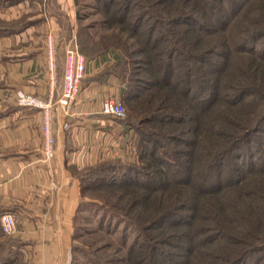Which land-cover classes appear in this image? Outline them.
I'll return each instance as SVG.
<instances>
[{"label": "trees", "instance_id": "16d2710c", "mask_svg": "<svg viewBox=\"0 0 264 264\" xmlns=\"http://www.w3.org/2000/svg\"><path fill=\"white\" fill-rule=\"evenodd\" d=\"M94 1L74 0L78 50L117 52L145 162H99L113 201L88 234L113 239L73 232L70 264H264V0Z\"/></svg>", "mask_w": 264, "mask_h": 264}, {"label": "crops", "instance_id": "0c3cea01", "mask_svg": "<svg viewBox=\"0 0 264 264\" xmlns=\"http://www.w3.org/2000/svg\"><path fill=\"white\" fill-rule=\"evenodd\" d=\"M74 0H0V214L16 219L0 230V264H70L74 217L81 199L77 172L111 157L122 134L120 120L101 112L123 81L111 70L115 51L85 56V71L69 115L57 110L56 152L40 151L42 115L17 105L15 91L57 99L65 49L77 45ZM56 41L49 58L47 37ZM65 124L68 126L65 127Z\"/></svg>", "mask_w": 264, "mask_h": 264}, {"label": "rangeland", "instance_id": "374dc122", "mask_svg": "<svg viewBox=\"0 0 264 264\" xmlns=\"http://www.w3.org/2000/svg\"><path fill=\"white\" fill-rule=\"evenodd\" d=\"M81 2H85L87 5H91L90 7L84 9L87 12L90 11V9H92V6H95V1L94 0H80ZM93 12H90L92 14H90L87 18V21H93L95 19H99L100 14H97L96 12L94 13L95 10H92ZM78 48V46H77ZM79 51V50H78ZM80 52V51H79ZM81 53V52H80ZM84 57L86 56V54L81 53ZM129 67V66H128ZM120 69V68H119ZM128 73V70H127ZM129 77V74H128ZM124 84L122 85V89L120 90V94L117 97L118 100H120L123 105L125 106L126 109V115L120 119L121 125H119V129L120 131H122V134L119 135L118 138V143L116 145V150H113L111 157H106L100 161H98L95 164L89 165L83 169H81L80 171L77 172V176L79 178V182H80V187L81 185L85 188L83 190V192L81 193V199H80V206L82 208H86L85 211H80L78 216L75 219V228L73 230V232L75 234H78V238L76 239L75 243L82 248L83 251H89L90 253L93 252L94 247L95 246H102L103 244L108 242V239H113L112 237L108 236V235H103L106 238L100 237L99 235L94 237L91 234H88L95 229V222H97L96 218L94 217V214L98 215V219L99 217H103L101 215H106V211H104L102 209V207L106 206H111L112 204V199L110 197L107 196V198L105 197V191L107 190L106 187H102L100 188V184H101V179L102 180H107L109 175L111 174V171H99L95 172V168L98 166L99 162L101 161H107V162H111L112 164H118V160L129 163L130 165H136L137 167L142 165V161L145 162V160L143 159L142 161H139L138 157H139V152H138V140H139V133H138V127H140V124L138 123V121H141L144 119L143 117H139L140 114H136L134 116V118H129L128 114H129V101L127 100H122V96L123 92L125 90L126 86V82H123ZM114 117V116H113ZM116 118V117H115ZM118 119V118H117ZM130 120L131 123H133V125H135L134 127H131V125H127L124 124L125 120ZM147 126H143V128ZM142 128V127H141ZM107 164V163H105ZM134 174V173H133ZM100 176V177H99ZM102 177V178H101ZM98 187V188H97ZM106 218H109V215H106ZM110 220V219H109ZM113 222V221H112ZM116 225H118V229L116 231V234H114V237H120L121 236V231L123 229V224H119L118 222H113ZM115 224H112L111 227H114ZM125 228V227H124ZM128 231V235L132 237V231L131 230H127ZM97 232V231H96ZM99 233V232H97ZM74 234V235H75ZM103 234V233H102ZM96 242V244H92V242ZM73 243V241H72ZM100 248V247H99ZM111 250L108 249H104L101 251V253L103 254H99L101 256H104L105 254H108V252H110ZM105 253V254H104ZM71 256H72V251H71ZM74 258L76 260H78L79 262L81 261H85L86 257L84 258L82 252L80 253H76L74 254ZM71 260V259H70ZM77 261V262H78ZM71 262V261H70ZM15 264H18L15 263Z\"/></svg>", "mask_w": 264, "mask_h": 264}, {"label": "built area", "instance_id": "2783aa9c", "mask_svg": "<svg viewBox=\"0 0 264 264\" xmlns=\"http://www.w3.org/2000/svg\"><path fill=\"white\" fill-rule=\"evenodd\" d=\"M56 41L52 35L47 37L46 51L49 58L55 53ZM85 58L78 51L77 45H70L65 49L63 73L60 87V96L57 99H44L37 95L25 92L22 89L15 91L17 105L38 109L41 112V146L40 151L46 160L51 159L55 152L54 115L57 110L65 115L72 112L74 102L79 93L81 81L85 71ZM101 112L122 119L126 115L123 103L117 98L107 97L101 103ZM68 125L65 124V127ZM16 227L13 213L0 214V230L3 233H12Z\"/></svg>", "mask_w": 264, "mask_h": 264}]
</instances>
